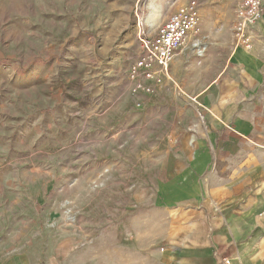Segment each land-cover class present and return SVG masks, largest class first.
Instances as JSON below:
<instances>
[{
    "label": "rangeland",
    "instance_id": "374dc122",
    "mask_svg": "<svg viewBox=\"0 0 264 264\" xmlns=\"http://www.w3.org/2000/svg\"><path fill=\"white\" fill-rule=\"evenodd\" d=\"M187 1L0 0V245L38 264L234 263L237 245L216 238L206 203L236 161L201 173L197 201L170 202L166 188L190 165L191 133L205 122L173 66L151 106L138 105L128 79L140 32L156 34ZM200 32L199 23L185 42L196 64L209 52L192 48ZM189 62L181 71L192 80ZM159 87L166 98L154 100ZM256 232L250 264H264ZM208 239L217 260L195 263Z\"/></svg>",
    "mask_w": 264,
    "mask_h": 264
},
{
    "label": "crops",
    "instance_id": "0c3cea01",
    "mask_svg": "<svg viewBox=\"0 0 264 264\" xmlns=\"http://www.w3.org/2000/svg\"><path fill=\"white\" fill-rule=\"evenodd\" d=\"M242 1L205 0L203 6L199 1L203 42L198 41L201 47L209 50L206 61L196 64L194 59H186L189 45H185L171 62L170 76L173 69L175 87L180 88L184 95L196 96V108L205 128L194 125L191 133L193 149L187 157L191 166L178 173L164 193L170 202L186 204L197 201L201 195L198 181L201 173L211 164L226 166V158L236 161L237 167L223 168L225 181L208 190L210 198L206 203L211 205L206 212L210 215L211 228L218 230L216 238L237 245L233 264L251 263L253 240L248 241V237L251 239L247 236L248 230H257L260 236L264 230V12L253 27V47H235L233 26ZM189 36L193 37L192 34ZM216 47L222 50L221 54L212 53ZM192 48L195 49L194 44ZM183 61H190L186 69H190L192 80L188 79V73L181 71ZM193 63L196 65V77H193L191 69ZM209 72H212L211 78ZM162 87L158 88L154 100L166 98L161 94ZM152 100L153 96H143L144 105L151 106ZM249 188L254 191L249 193ZM192 210L200 216L204 214L198 208ZM212 237L214 235L211 240ZM247 242V247L243 246ZM213 252L211 244L204 253H197L199 257L194 259L195 263L202 261V257L213 263L217 260ZM239 255L243 259H238ZM38 262L39 258L32 251L17 252L0 245V264Z\"/></svg>",
    "mask_w": 264,
    "mask_h": 264
},
{
    "label": "built area",
    "instance_id": "2783aa9c",
    "mask_svg": "<svg viewBox=\"0 0 264 264\" xmlns=\"http://www.w3.org/2000/svg\"><path fill=\"white\" fill-rule=\"evenodd\" d=\"M263 12L264 0H243L240 3L233 26L236 47H252L253 27ZM200 18L199 1L188 0L169 15L156 34L140 32L142 54L128 68V79L138 105L143 106V96L152 95L165 78L171 77V62L185 45L189 35L198 31ZM194 46L198 48L200 55L205 50L199 41Z\"/></svg>",
    "mask_w": 264,
    "mask_h": 264
}]
</instances>
